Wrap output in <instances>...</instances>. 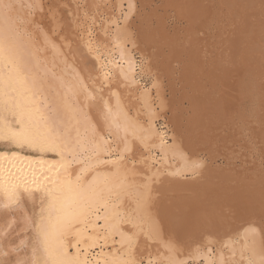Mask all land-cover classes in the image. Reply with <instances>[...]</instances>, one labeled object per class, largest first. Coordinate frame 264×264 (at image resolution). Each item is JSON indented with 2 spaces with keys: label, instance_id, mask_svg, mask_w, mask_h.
<instances>
[{
  "label": "bare ground",
  "instance_id": "6f19581e",
  "mask_svg": "<svg viewBox=\"0 0 264 264\" xmlns=\"http://www.w3.org/2000/svg\"><path fill=\"white\" fill-rule=\"evenodd\" d=\"M152 1L0 0V264H51L60 247L88 264L264 255V69L215 0H163L136 19ZM69 183L99 197L61 235L74 194L53 193Z\"/></svg>",
  "mask_w": 264,
  "mask_h": 264
},
{
  "label": "rangeland",
  "instance_id": "374dc122",
  "mask_svg": "<svg viewBox=\"0 0 264 264\" xmlns=\"http://www.w3.org/2000/svg\"><path fill=\"white\" fill-rule=\"evenodd\" d=\"M45 1H46V5L48 4L47 6H49V9L53 6L51 10H54L53 9L54 6L58 5L60 1L64 2V0H51V1L45 0ZM233 1L234 2L237 1L236 3L237 5L235 3L234 5H232ZM236 1L231 0L230 1L232 2L231 5H228L227 3L224 2V0H215L216 3L222 5L220 7L221 10L229 11V12H225L223 14L224 16L222 17L224 19V23L227 24V27H230L233 33L235 32L238 33V31L240 32L238 34L239 37L241 38L239 54L242 55L244 53L243 58L246 59L247 61L246 64H248V66H253L255 68H258L261 65L260 68L264 69L263 62L262 64L259 63V61H261V59H259V56H261V54H264V0H236ZM162 2L163 0H153L151 3V6L147 5L145 8L143 7L142 9L140 8L139 10H142V11H139L140 13L138 15L139 17L137 16L136 19L137 18L141 19V17L143 16L147 17L149 14L151 15L152 13H154L153 8L159 7ZM141 13L143 16L141 15ZM169 13L170 14L166 20L168 28H170L173 32L184 31V29L186 28L188 24V21L185 18H182L181 16H179L175 10H171V12ZM150 18H152V15L151 17H149V19ZM149 19H147V21H149ZM145 23L146 22H144L143 24ZM212 28L213 26L211 24V26L209 27V30ZM200 33L207 34L204 30ZM216 33L220 35V31ZM218 38L219 37H217L216 34L211 33V39L208 42V47H210V49L213 50L212 51L213 55H215L216 53L218 57L220 58L222 50H224L223 48H225V46L220 45V48L218 49L211 47L212 45L217 46L216 44H217ZM226 51L228 53L230 49L227 48ZM227 53L226 55L225 53H223V56H224L223 61H222L223 63L227 61ZM231 62H234L232 67H235L236 61L232 60ZM217 67L219 69L222 66L219 67L218 65ZM223 71L220 74H222ZM262 74H263V80H264V72H262ZM219 76H220L219 71L217 73L216 71H214L211 77L212 79L211 82H214L217 84L216 86L217 91L222 86L219 80ZM207 87H210V89L212 90L214 89L215 86L211 85ZM219 95H220V92H218V96ZM221 158H222L221 160H224L223 157ZM234 160L236 161V163L241 162L238 158H235ZM221 165L225 167H229L230 165L234 166L235 164L234 163L227 164V163L221 162Z\"/></svg>",
  "mask_w": 264,
  "mask_h": 264
},
{
  "label": "snow or ice",
  "instance_id": "6c2138e0",
  "mask_svg": "<svg viewBox=\"0 0 264 264\" xmlns=\"http://www.w3.org/2000/svg\"><path fill=\"white\" fill-rule=\"evenodd\" d=\"M119 128V125H117ZM127 127H125V151H131L130 148L127 147ZM100 142L102 144H107V141H104L102 137H100ZM77 181H79V177H77ZM72 193L74 195L69 196L64 200V207L67 209L65 214V223L63 225V232L61 235L68 234L71 230L73 223L77 222L81 216H86L91 211V203L93 200L99 197V193L93 188L89 187L87 189L83 188L79 183L76 184H66L61 185V191L53 193V196L57 199H60L64 194ZM99 209H97L98 211ZM45 239L48 238V233H44ZM125 234L121 232V243H124ZM131 239V238H129ZM94 246V245H93ZM264 252V249H262ZM52 259L51 264H88V261H81L79 258H69L67 256V248L60 247L55 249L51 253ZM95 264V262H93ZM105 264H109V262L105 261ZM112 264H121L119 261H114ZM123 264H143V261H124ZM249 264H264V255H262L261 259L256 261H250Z\"/></svg>",
  "mask_w": 264,
  "mask_h": 264
}]
</instances>
